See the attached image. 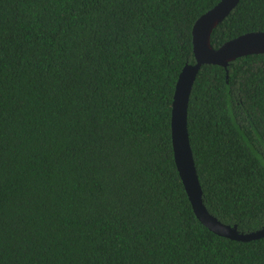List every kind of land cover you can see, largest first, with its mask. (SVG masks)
I'll return each instance as SVG.
<instances>
[{
  "label": "trees",
  "instance_id": "1",
  "mask_svg": "<svg viewBox=\"0 0 264 264\" xmlns=\"http://www.w3.org/2000/svg\"><path fill=\"white\" fill-rule=\"evenodd\" d=\"M220 0H0V264H264L193 212L171 143L192 28ZM264 31L239 0L219 48ZM210 214L264 227V54L201 66L187 109Z\"/></svg>",
  "mask_w": 264,
  "mask_h": 264
},
{
  "label": "water",
  "instance_id": "2",
  "mask_svg": "<svg viewBox=\"0 0 264 264\" xmlns=\"http://www.w3.org/2000/svg\"><path fill=\"white\" fill-rule=\"evenodd\" d=\"M239 0H220L202 14L192 28L194 64L185 65L179 73L171 108V143L174 162L198 220L214 234L235 241H251L264 236V227L252 232H240L236 225L221 222L208 212L198 179L187 128L190 92L201 66L217 64L227 67L236 58L264 54V31L251 32L225 42L217 49L210 45L212 30L228 16Z\"/></svg>",
  "mask_w": 264,
  "mask_h": 264
}]
</instances>
